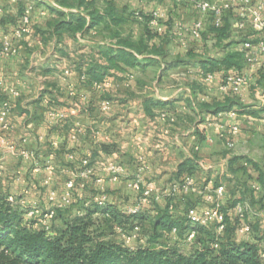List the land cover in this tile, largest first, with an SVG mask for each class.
Here are the masks:
<instances>
[{"label": "crops", "instance_id": "obj_1", "mask_svg": "<svg viewBox=\"0 0 264 264\" xmlns=\"http://www.w3.org/2000/svg\"><path fill=\"white\" fill-rule=\"evenodd\" d=\"M112 2L118 9L125 10L126 16L133 11L132 18L141 21L138 33L130 32L134 38L144 33L147 23L150 27L143 15L150 16L154 9H160L167 32L163 37L153 38L152 42L163 44L166 62L177 57L183 61L176 65L162 61L161 65L154 61H142L134 66L121 63L123 69L115 68L101 56L98 46L100 43L111 44L110 38H97L98 33L103 32L104 36L106 30L98 32L101 29L95 27L88 33H77L75 38L64 35L60 42L55 37L43 42L36 28H43L56 16L49 7V4L56 5L53 0H0V32L11 31L26 5L34 4L32 33L26 36L15 54L0 56L4 77L0 84V101L9 98L14 105V128L0 133V192L12 194L18 201L25 200L26 205L46 206L50 189H55L60 197L67 190L66 184L70 179L79 180L77 174L82 168L81 160L90 152L93 172L82 183H76L71 204L78 200L87 202L96 194L105 192L110 204L125 210L138 198L137 193L127 186V180L142 164L145 166L142 169L144 183L156 182L168 189L172 182L186 174L175 177L178 165L195 156L199 168L192 174L197 187L187 194L176 193L171 198L162 197L156 202L146 203L144 206L149 209L145 212L154 215L157 207H164L169 202L173 204L172 213L184 215L188 206L202 204L204 196L201 190L208 179L213 180L212 177L225 185L222 203L228 206L230 199L241 197V185L235 184L236 177L246 180L248 187L252 183L260 184L259 171L244 158L232 166L245 165L247 175L241 177V172L229 170L233 156H246L260 163L264 171V111L257 114L247 112L264 106V79L260 80L264 73V54L257 69L244 65L240 69L227 68L218 64L211 72L213 80L207 82L199 60L221 57L228 50H239L243 42L227 45L221 52L217 48L215 50V32L194 0ZM232 13L231 29L237 27L240 7L233 6ZM200 18L205 19L201 36L187 35V46H182L172 29L174 24L192 25ZM246 27L252 31L246 40H256L262 35L252 26ZM91 58L106 66L102 79L112 77L115 83L112 88L100 90L93 86L92 75L87 72ZM178 69L185 70L186 76L180 77L181 72L171 73ZM227 73H248L250 83L237 90L223 91L220 85ZM83 74L86 75L84 79L81 77ZM170 76L175 77L173 82L168 80ZM10 89L18 90L19 94L14 95ZM46 96L59 107L77 106V112L65 123L50 122L43 102ZM226 96L249 106L233 105L217 114L197 108L199 101H223ZM147 98L163 102L151 106L154 115L145 111ZM103 99L113 101L107 112L99 109ZM230 110L235 111L234 116L228 115ZM161 112L175 117V121L164 122L159 117ZM215 122H220L225 128L230 124L239 126L233 147H227L223 128ZM77 124L83 126V132L75 140L71 137V129ZM9 143L14 144V151ZM22 149L31 151V156L24 158L19 155ZM141 156L144 160H140ZM109 158L124 167V174L117 180L110 179L109 172L103 167ZM35 166L39 168L34 170ZM253 194L256 201L250 210L263 216L255 224L261 231L256 234L261 237L258 242L262 247L264 193L253 191ZM228 212L234 215V206L228 208Z\"/></svg>", "mask_w": 264, "mask_h": 264}, {"label": "trees", "instance_id": "obj_2", "mask_svg": "<svg viewBox=\"0 0 264 264\" xmlns=\"http://www.w3.org/2000/svg\"><path fill=\"white\" fill-rule=\"evenodd\" d=\"M53 1L56 5L49 4V7L56 16L48 20L43 28H36L42 35L43 42H47L52 37L60 42L64 35L75 38L77 33L85 34L96 27L101 29L98 32L108 31L103 37L112 40L111 44L100 43L98 45L101 56L107 60L109 66L123 69L121 63L134 66L142 61H154L161 65L162 61L176 65L183 61L177 57V59L166 62V51L163 44L152 42V39L159 35L148 26V23L144 33L137 38H134L130 32H125L123 24L127 22L128 16L125 15V10L118 9L112 0ZM101 1L104 3L101 4ZM143 16L148 22L150 16ZM232 16V8H229L223 13L221 25L215 26L209 22V27L215 32V43L220 44L222 48L235 42L247 41V36L229 39L231 37L230 17ZM199 61L203 72L207 73L212 72L218 64H223L227 68L240 69L244 65V56L240 50H228L221 57H203ZM90 63L87 72L92 75L94 81L101 80L106 74V66L97 61L94 62L93 58ZM261 79H264V73L261 74ZM160 104H163L160 100L147 98L144 101L145 111L154 115L151 106ZM233 105L249 106L226 96L223 101H199L197 108L217 114L220 111L231 109ZM260 111H264V106L247 110L254 114ZM240 158H244L247 163L251 162L253 167L259 171L258 181L261 192L264 193V171L260 163L246 156H233L230 159L229 170L247 175L245 165L242 164L235 168L232 166ZM198 168L196 157L193 156L178 165L175 177L180 178L184 172L192 174ZM212 181L214 186L222 183L217 179ZM235 184L241 185V197L230 199L228 206L222 203L225 228L220 234L216 231L215 223L208 226L198 225L191 223L186 213L181 216L175 215L170 211L169 202L164 207H157L154 215L145 212L149 209L145 206L144 211L133 214L128 213L126 209H118L109 202L99 205L93 197L87 202L78 200L73 205L71 204L76 206L74 213L71 205L56 207L49 228H46L35 218L25 217L27 205L19 202L11 203L8 200V194L0 192V264H264V256H262L264 249L258 242L261 237L257 234L252 235V228L249 233L239 232L241 220L238 214L231 215L228 212V208L235 206L238 201L247 199L251 207L256 201L253 194L256 190L251 185L248 187L246 180L238 177L235 178ZM46 202L45 208L49 206L48 199ZM190 206L186 208V211ZM104 212L108 215H102ZM137 217L139 220L150 217L152 224V231L149 235L150 243H159V238L174 226L177 228L179 240L184 239L189 230L197 229L198 233L192 244V251L187 254L176 245L165 242L157 246L128 245L122 240L110 237L100 224V219H104V221H109L112 227L119 225L130 229ZM56 218L61 220L60 225H55ZM245 220L248 222L247 213ZM255 229L258 230L257 225ZM214 243L218 246L215 247Z\"/></svg>", "mask_w": 264, "mask_h": 264}, {"label": "built area", "instance_id": "obj_3", "mask_svg": "<svg viewBox=\"0 0 264 264\" xmlns=\"http://www.w3.org/2000/svg\"><path fill=\"white\" fill-rule=\"evenodd\" d=\"M141 1H159V0H141ZM186 1V0H181ZM196 7L205 15L206 19L215 26H219L223 22V13L229 8L238 5L241 9L240 19L237 22L239 28H244L248 25L252 26L255 30L261 31L262 35L256 40L244 41L240 47V51L244 56V66L251 69H257L260 65V57L264 54V0H194ZM34 8L33 3H29L24 8L20 15L18 23L11 31L0 32V56H11L15 54L27 35L32 33L31 24V12ZM205 19L200 18L194 21L192 25H185L183 23H175L173 31L182 46H187V35L193 37H200L202 33ZM150 28L163 37L167 29L163 23V12L160 9H154L149 18ZM95 33V30H93ZM205 80L211 82L213 80V74L207 72L204 74ZM84 79L85 74L81 75ZM250 75L248 73H227L224 75L220 88L223 91L237 90L242 86H247L250 83ZM4 77L0 68V84L3 83ZM114 80L112 77H105L102 80L93 81V86L97 89L104 90L114 86ZM14 95H18L19 92L16 89H10ZM46 105V112L48 120L50 122H61L65 123L68 119L77 112V106L59 107L46 96L43 99ZM113 101L109 99H103L100 101L99 109L103 112L110 110ZM13 102L9 98H4L0 101V133L9 132L14 128L12 110ZM228 115L234 116L235 111L230 110L227 112ZM160 119L166 123H172L175 121V117L169 116L165 112H161L159 115ZM216 125L223 128L222 134L226 140L227 147H233L235 144L234 135L239 131L237 124H230L227 128L220 122H215ZM83 132L82 125H74L71 129L72 139L77 140L79 134ZM167 132V130H165ZM14 151V144H8ZM24 158L31 156V151L20 150L18 152ZM91 153H87L81 160L82 168L79 170L77 179H70L67 184V190L58 197L55 189H50L47 194L49 206L46 208H40L38 206L27 205L28 209L25 213L27 219L35 218L39 223L44 224L46 228H49L50 221L55 215L56 207L68 206L72 202V193L76 183L79 181L83 182V179L89 177L93 168L91 167ZM140 160H144L141 156ZM104 169L109 172L110 179L117 180L121 175L124 174V167L109 158L105 161ZM142 164L136 173L127 180V186L134 190L137 195V202L129 206L126 211L128 213H139L143 211L144 204L152 203L160 200L162 197L171 198L176 193L187 194L197 187V180L193 174H185L179 180L171 183L170 188L165 189L158 185L156 182L144 183ZM39 166H35L34 170H37ZM52 170L51 166H48ZM1 176V169H0ZM251 187L256 191H261V186L257 183H252ZM202 194L204 201L201 205L190 206L186 211L188 220L193 224L208 226L211 223H215L216 231L220 234L225 228V216L221 209L222 196L225 191V185L223 183L214 186L212 179H209L202 188ZM94 201L99 205H105L108 202V195L105 192H100L93 197ZM8 200L11 203L20 202L26 205L25 200L18 201L12 194L8 195ZM173 204L170 203L169 208L172 209ZM239 219L241 220L238 228L241 233H249L251 226L245 220V214L250 211V205L246 201H238L234 206ZM102 215H108L107 212ZM114 229L121 234L122 242L128 245H132V242L138 240V243H143V238L140 234V226L138 222H135L133 227L126 229L123 226L115 225ZM198 231L197 229H191L185 234L184 240L187 243L193 244ZM167 237L171 240H179L177 234V228L174 226L169 232H166ZM215 247L217 243L213 244ZM133 246V245H132ZM264 256V252H262Z\"/></svg>", "mask_w": 264, "mask_h": 264}, {"label": "rangeland", "instance_id": "obj_4", "mask_svg": "<svg viewBox=\"0 0 264 264\" xmlns=\"http://www.w3.org/2000/svg\"><path fill=\"white\" fill-rule=\"evenodd\" d=\"M30 2H32V0H29ZM211 1H214V0H211ZM128 15V20L127 22H125L123 24V28L125 30V32H133V34H137L138 33V30L140 29V23L141 21H137L136 19L132 18V15L133 14H130V12L127 14ZM249 27H244V28H239L238 26L235 28H232L231 29V37L233 38H241L242 36H247L249 33H252V31H250V29H248ZM242 30V31H241ZM108 32V31H106ZM103 33V32H102ZM102 33H98L97 34V38L99 37H103ZM214 44V43H213ZM213 47L218 49L219 52H221V49H222V46L220 44H214ZM175 72H181V75L180 77H183L184 75L186 76V71L185 70H181V69H178V71H171V73H175ZM183 72V73H182ZM177 74V73H176ZM183 74V75H182ZM174 76H170L169 77V81L170 82H173L174 80ZM81 134V133H80ZM79 134V136H80ZM239 176L241 177H244L245 175L243 173H239ZM214 179V177H212ZM199 194V193H197ZM196 196L194 195L193 198H195ZM248 204H250V201L247 199L245 200ZM203 203V202H202ZM73 205V204H72ZM71 205V209L74 213V208L76 207L75 205L72 206ZM33 206H38L40 208H45V205H41V204H35ZM254 210V209H253ZM255 211H248L247 212V220L252 228V235H255L256 233H260V228H258L259 230H256L255 229V224H257V222H259V219H262L263 216L262 215H259V214H255L254 213ZM150 217H146L144 219H141L139 220V218H135L134 219V223L135 222H138L139 226H140V234H141V237L143 238V243H138V240H135L134 242H132V245L135 246L137 244H143V245H151V246H157L159 245V243H162V242H165V243H168V244H174L176 245L182 252L184 253H190L193 249L192 247V244L190 243H187L184 239L182 240H176V241H173L171 240L170 238L167 237V234L166 232L164 233L163 236H161L159 238V243H150L149 242V235L152 231V224H151V221L149 219ZM60 222L61 220L59 218H56L54 220V223L55 225H60ZM100 224H101V227H103L104 229H106V231L108 232L109 236L116 239V240H122V236L120 233H118L114 227H112V224L109 222V221H104V219H100ZM212 225V224H211ZM214 225V224H213ZM264 235H262V238ZM261 248H264V243L262 244V247Z\"/></svg>", "mask_w": 264, "mask_h": 264}]
</instances>
